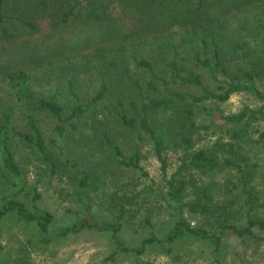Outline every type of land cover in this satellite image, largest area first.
I'll return each mask as SVG.
<instances>
[{
    "label": "trees",
    "instance_id": "trees-1",
    "mask_svg": "<svg viewBox=\"0 0 264 264\" xmlns=\"http://www.w3.org/2000/svg\"><path fill=\"white\" fill-rule=\"evenodd\" d=\"M113 4L124 12L115 16ZM128 19L133 29L122 26ZM74 25L102 26L112 37L120 33V41L44 62L36 70L54 72L49 85L26 68L0 67V264H10L11 258L2 257V239L14 222L44 246L86 232L109 236L114 251L108 260L126 257L133 264H146L149 254L173 255L182 241L209 248L215 260L233 240L263 242L261 199L247 176L251 161L254 166L259 161L251 123L264 114V0H0V45L16 39V29L44 42L62 40L63 30ZM137 39L142 43L136 44ZM27 40L22 50L29 49ZM164 46H169L167 53ZM205 74L216 91L205 85ZM242 93L263 105L219 117L232 128L234 144L216 143L214 149L193 153V138L216 124L202 108ZM46 128L55 137L50 142ZM57 139H66L68 160L79 178L77 201L84 210L55 229V217L38 205L37 188L29 204L22 201L30 193L29 181L17 158L22 149L28 160L50 165L51 178ZM147 147L164 174L168 153L183 150L181 164L164 178L166 192H150L178 214L169 228L153 229L150 236L128 243L122 237L127 207L120 204L112 215H104L91 212L90 201L97 199L101 210L107 197L129 201L134 191L116 179L120 171L149 177L141 154ZM218 161L234 170L241 183L242 198L231 205L215 198L217 185L211 179ZM109 175L116 188L112 193ZM190 186L193 199L182 202ZM185 213L200 223L193 224Z\"/></svg>",
    "mask_w": 264,
    "mask_h": 264
},
{
    "label": "rangeland",
    "instance_id": "rangeland-1",
    "mask_svg": "<svg viewBox=\"0 0 264 264\" xmlns=\"http://www.w3.org/2000/svg\"><path fill=\"white\" fill-rule=\"evenodd\" d=\"M145 1L147 2L148 0ZM211 1L215 3L219 0ZM222 1L228 4L231 0ZM113 7H115L113 12L115 16L124 12L118 4H113ZM42 25L46 28L45 23ZM122 26L127 29L134 28L130 19L123 20ZM63 31L65 32L64 39L55 41L51 39V41L44 42L42 38L28 37L16 29L15 32L18 37L5 45H0L2 49L0 67L19 66L26 68L42 84L49 85L51 81L54 83V72L36 70L44 62L57 61L65 56H74L86 50L93 51L112 42L120 41V33H114L115 36L112 37L107 29L102 26L87 28L74 25L65 28ZM57 32L60 37V31ZM26 38L29 39L27 40L30 43L29 49L22 50V43L26 42ZM141 43L142 41L139 40L136 44ZM34 46L36 48H33ZM168 48L169 46H164L163 50L167 53ZM132 70L135 73H139V71H135L133 66ZM42 72L46 74L44 75ZM204 82L212 91L217 90V85L213 83L209 75L205 74ZM262 105L261 102L246 93L235 94L228 102L223 104L208 102L201 111L213 115L212 120L216 121V124L212 122L210 128H202L197 133L193 138L194 146L192 152L197 153L203 149H214L216 143L222 144V146H229V143L233 145L234 140L230 133L232 128L222 124L219 117L239 114L245 107L258 109ZM207 123L209 124L210 120ZM250 135L254 139V145H259L255 148L259 154L254 157L259 161L256 162L257 166H254L253 160L251 161L248 166L249 176H247V179L252 189L261 199L262 207L260 211L264 214V114H259L257 119L253 120L250 127ZM46 137L49 142L55 138L49 128H46ZM66 139H57L60 147L51 152L52 160L56 164L55 175L51 178H49L50 165L28 160V154L22 149L19 151V157L17 158L27 172L29 181L30 193L23 197L22 201L29 204L34 195L33 189L37 188L38 193L41 195L38 205L55 217V229L68 221L70 216H73L76 212L84 210L77 201L76 193L79 178L75 175L68 160L70 156L66 149ZM227 148L229 149V147ZM127 152L129 153V151ZM141 154L144 156L142 166L145 167L149 177L140 174L128 175L127 172L120 171L119 177L116 179L120 184H128L134 191L130 195L131 199L129 201L124 202L115 196L114 198L107 197L105 203L101 204L103 210L97 206L99 203L97 199L94 198L93 201H90L91 212H102L104 215H112L113 210H116L120 204H124L127 207V225L122 237L128 243H137L140 239L150 236L153 229L158 231L159 229L169 228L178 214L176 210L169 207L167 201H162L158 195L156 197L150 192L151 190L166 192L164 178L169 179L181 164L180 157L183 154V150L180 149L174 153H168L166 174L162 172V165L150 147L144 148ZM78 161L80 162V160ZM214 171L211 180L217 185L215 198L220 203L231 205V202H235V198L237 200L242 198L240 193L242 190L240 187L241 183H239L238 176L233 172L234 170L218 161ZM112 179L114 177L110 175L107 177L108 182H110L108 191H111V193L116 190ZM189 192L191 194H187L184 199L182 198V202H188L193 199L192 186H190ZM92 198L93 195L89 199ZM238 204H235V208H238ZM235 208L234 210L236 211ZM230 209L232 211L231 207ZM185 215L193 224L198 225L200 223V219L197 217L188 213H185ZM146 220L150 221L148 225L143 223ZM2 244L6 248L2 257L4 259L11 258L10 264H104L105 262H107L105 264H133L126 257H116L113 260H108L114 251L109 236L92 232L71 236L68 240L44 246L38 242V238L33 233L21 231L20 226L14 222L9 223L5 227ZM144 260L146 264H215L217 261L220 264H264V241L256 244L251 241L242 243L238 240H233L227 245L226 251L222 253L219 260H215L209 248L195 245L193 242L182 241L173 255L154 253L149 254Z\"/></svg>",
    "mask_w": 264,
    "mask_h": 264
}]
</instances>
